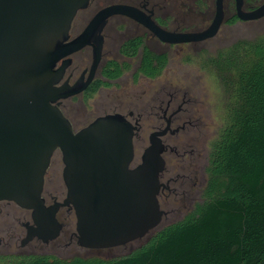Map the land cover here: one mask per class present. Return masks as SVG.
Returning <instances> with one entry per match:
<instances>
[{
	"label": "water",
	"instance_id": "95a60500",
	"mask_svg": "<svg viewBox=\"0 0 264 264\" xmlns=\"http://www.w3.org/2000/svg\"><path fill=\"white\" fill-rule=\"evenodd\" d=\"M89 0H0V201L32 210L36 233L44 241L57 236L55 209L46 208L41 192L44 174L55 150L62 154L63 205L72 206L76 237L85 249L126 245L154 231L165 214L159 206V176L164 169L161 137L152 133L149 146L135 160L137 127L123 115L95 118L77 132L58 108L62 100L83 92L101 60L102 38L91 44L106 19L128 14L126 6L100 11L87 29L68 41L75 14ZM264 16V4L246 19ZM161 34L163 41L185 43L213 36ZM91 44L92 63L86 82L61 83L60 61ZM178 129L171 131L177 132Z\"/></svg>",
	"mask_w": 264,
	"mask_h": 264
},
{
	"label": "flooded vegetation",
	"instance_id": "af4514ba",
	"mask_svg": "<svg viewBox=\"0 0 264 264\" xmlns=\"http://www.w3.org/2000/svg\"><path fill=\"white\" fill-rule=\"evenodd\" d=\"M263 4L264 0H89L87 7L75 14L69 29L68 41L78 38L87 29L91 20L107 7L126 6L129 13L111 15L106 19L100 32H95L90 43L94 44L98 40L96 38L101 36L102 51L94 79L80 94L60 101L58 108L70 121L73 131L77 132L81 128L75 129L65 113L73 110V99L89 94V89L97 80L108 81L102 76V72L110 62L122 66L127 65L125 61L136 62L133 71V74H136L142 50L145 48L155 56L166 58L167 64L163 73L172 50H181L184 47L194 50L198 45L214 42L234 44L250 42L241 35L242 30L264 20V16L257 19L245 17ZM214 26L217 27L213 36L199 41L169 43L160 37L161 34H202ZM131 42L139 43L141 47L135 56H126L121 52V48ZM91 44L71 54L69 60L57 64V67L64 65L62 84L86 82L93 57ZM162 73L155 78L142 74L139 76L148 82H154ZM122 76L109 82L117 81ZM158 82L148 91L140 113L115 110L107 114L123 115L135 125L137 131L133 143L141 140L143 150L149 146V136L152 133L167 129L161 137L165 148L162 154L165 165L159 176L161 188L157 196L160 209L165 213L162 220H167L169 215L177 210V206L179 208L183 205V209L189 213L202 201L208 180L206 169L209 165L211 146L205 151L201 144L206 130L202 104L190 99L188 93L178 85H163ZM145 123L148 125L146 144ZM176 129L177 132L171 133ZM138 162L139 160H134L132 166ZM63 169L62 154L55 150L44 174L41 192L44 206L55 209V219L59 224L55 238L45 242L46 234L39 236L36 233L37 227L31 210L21 208L13 202L0 201V264L37 256L69 260L83 258L79 251L101 250L85 249L77 243L74 210L71 205H63L67 193L62 177ZM143 238L119 247L129 249L130 245ZM68 253L72 256H63Z\"/></svg>",
	"mask_w": 264,
	"mask_h": 264
},
{
	"label": "trees",
	"instance_id": "16d2710c",
	"mask_svg": "<svg viewBox=\"0 0 264 264\" xmlns=\"http://www.w3.org/2000/svg\"><path fill=\"white\" fill-rule=\"evenodd\" d=\"M139 43L121 52L135 56ZM221 85L224 125L212 142L203 199L180 221L155 232L128 256L103 260L26 257L9 264H264V36L203 60ZM166 58L147 49L136 75L159 76ZM110 62L89 96L123 75ZM135 75V76H136Z\"/></svg>",
	"mask_w": 264,
	"mask_h": 264
},
{
	"label": "rangeland",
	"instance_id": "374dc122",
	"mask_svg": "<svg viewBox=\"0 0 264 264\" xmlns=\"http://www.w3.org/2000/svg\"><path fill=\"white\" fill-rule=\"evenodd\" d=\"M241 35L250 42L251 40L254 41L263 37L264 20L256 22L253 26L244 28ZM233 45L234 43L232 42H214L198 45L194 50H188V47H184L181 50H172L167 68L161 77L154 82H148L139 75L133 74L137 63L125 61L129 68L120 79L110 82L109 86H101L91 96L87 94L76 97V99H73V110L66 111L65 114L73 123L74 128L80 129L88 125L95 118L115 110L120 112L132 111L134 114L140 113L148 91L159 83L158 81L163 85H178L183 91L188 93L190 99L197 100L202 104V110L206 118V130L201 139V144L206 151L219 135L224 125L225 116L223 110L224 97L219 79L211 70L205 68L203 60L215 56L218 52L226 50ZM118 61L121 62V60ZM147 135L148 125L145 123V144L147 142ZM142 151V141L136 140L134 144L136 161L139 160ZM187 213V210L183 209V205L179 208L177 206V210L175 209L167 220L163 219L154 233L180 221ZM152 235L153 233L145 236L141 241L130 245L129 249L119 247L111 250H83L79 251V255L85 259L98 258L103 260L125 257L147 245ZM63 256L70 257L72 254L68 253Z\"/></svg>",
	"mask_w": 264,
	"mask_h": 264
},
{
	"label": "bare ground",
	"instance_id": "6f19581e",
	"mask_svg": "<svg viewBox=\"0 0 264 264\" xmlns=\"http://www.w3.org/2000/svg\"><path fill=\"white\" fill-rule=\"evenodd\" d=\"M32 211V210H31Z\"/></svg>",
	"mask_w": 264,
	"mask_h": 264
}]
</instances>
